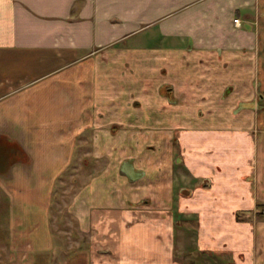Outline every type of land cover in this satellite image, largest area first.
Instances as JSON below:
<instances>
[{
	"label": "crops",
	"instance_id": "obj_1",
	"mask_svg": "<svg viewBox=\"0 0 264 264\" xmlns=\"http://www.w3.org/2000/svg\"><path fill=\"white\" fill-rule=\"evenodd\" d=\"M263 86L264 0H0L6 264H89V248L55 258V182L84 133L95 140L91 153L111 138L116 151H133L136 126H129L137 122L161 136L184 123L180 150L152 171L137 168L132 157L124 176L139 185H184L191 216L227 221L228 234L245 246L244 264H264L257 240L264 221L256 213L264 205ZM253 92L256 98L237 99ZM105 194L117 203V195ZM104 213L110 224L96 233L118 239L124 230L109 232L118 214ZM218 254L235 264L234 256Z\"/></svg>",
	"mask_w": 264,
	"mask_h": 264
},
{
	"label": "rangeland",
	"instance_id": "obj_2",
	"mask_svg": "<svg viewBox=\"0 0 264 264\" xmlns=\"http://www.w3.org/2000/svg\"><path fill=\"white\" fill-rule=\"evenodd\" d=\"M241 95L237 97L238 100L257 97L254 92L241 93ZM173 109L176 110V107ZM260 110L264 114V108ZM183 124H175L173 132L163 129L165 136L159 135L151 128L145 130L140 122L130 125L129 127L136 126L135 132L129 135L133 139L131 144L134 145L133 151L126 148L127 146L116 151L115 139L111 138L103 149H97L96 154L91 153L92 143L95 140L90 139L91 132L83 134V139L78 140V146L81 148L76 149L71 164L60 174L52 191L49 223L54 237V249L55 251L58 249L56 259L62 260L68 254L89 248L92 250L89 252V264H227L230 262L226 263L225 259L219 261V257H214L217 253L228 257L227 261L232 255L234 259L230 258L231 261L235 264L236 262L244 264L245 254L239 249L245 246L239 248V236L232 237L228 234L227 221H220L216 225L211 219L199 220L189 214L188 205L184 203V197L188 196L183 191L184 185L171 187L169 179L159 182L157 186L148 184L147 181H143L145 185H139L131 181L132 176L128 175L129 179H127L123 174L126 173L124 167L131 165L132 169L134 168L131 163L132 157H135L137 168L149 171L170 164L172 155L180 150L181 139L178 131L184 128L185 124ZM154 147L158 150L152 153ZM184 180H187V176H184ZM122 187L124 189L127 187L128 192L124 195L120 193ZM138 189L142 190L141 196L137 194ZM145 191L147 193L143 195ZM105 192H112L113 196L117 195V203L112 202L111 196H107ZM140 197L142 199L138 200ZM118 204L123 206L122 210H114ZM4 212V198L0 194V264H6L9 256L6 247ZM104 212L118 214V220L115 221L118 225L109 226L112 227L109 228L111 229L109 232L115 229L117 231V226L119 232L125 231L122 236L117 235L118 239L101 237L96 233L97 227L101 229L102 225L104 227L110 221L107 220L109 216L106 217ZM256 213L264 221V205L259 204ZM182 218L184 221H181ZM236 220H242V215L238 213ZM181 223L184 224L182 225L184 229L180 228ZM260 233L262 236H258L257 240L264 243V224ZM138 235H141V238H138ZM128 236L129 242L124 240ZM256 237L254 235V238ZM149 238L155 239L154 246L151 245ZM137 240L141 241L138 248L133 246ZM248 240L249 238L246 241ZM124 241L127 243L126 246L121 245ZM231 241L233 243L228 249ZM242 243H245L244 237ZM240 251L242 257L238 255Z\"/></svg>",
	"mask_w": 264,
	"mask_h": 264
},
{
	"label": "built area",
	"instance_id": "obj_3",
	"mask_svg": "<svg viewBox=\"0 0 264 264\" xmlns=\"http://www.w3.org/2000/svg\"><path fill=\"white\" fill-rule=\"evenodd\" d=\"M234 23H236V24L239 25V23H240V22H239V19H238V18H235V19H234Z\"/></svg>",
	"mask_w": 264,
	"mask_h": 264
}]
</instances>
